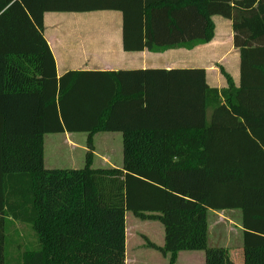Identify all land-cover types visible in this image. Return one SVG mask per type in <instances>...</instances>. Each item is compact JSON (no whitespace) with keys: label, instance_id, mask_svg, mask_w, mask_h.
<instances>
[{"label":"trees","instance_id":"trees-1","mask_svg":"<svg viewBox=\"0 0 264 264\" xmlns=\"http://www.w3.org/2000/svg\"><path fill=\"white\" fill-rule=\"evenodd\" d=\"M96 10L122 12L126 51L209 41L212 15L232 19L240 86L225 73L229 88H213L203 68L58 76L44 14ZM242 16L255 42L239 41ZM257 52L264 0H0V264H10L16 222L34 236L16 264H126L128 211L162 223L164 244L151 245L175 264L182 250L208 254V212L227 209L242 213L243 263L264 264V61H249ZM123 103L158 112V127L114 124ZM100 131L122 132L121 168L93 166ZM63 132L88 134L83 167L45 166L44 135Z\"/></svg>","mask_w":264,"mask_h":264},{"label":"crops","instance_id":"crops-1","mask_svg":"<svg viewBox=\"0 0 264 264\" xmlns=\"http://www.w3.org/2000/svg\"><path fill=\"white\" fill-rule=\"evenodd\" d=\"M211 19L214 23V34L209 41L194 40L179 46L164 47V49L157 51L148 49L126 51L124 49L123 14L117 10L46 12L44 14V37L54 56L58 76L69 70L118 72L120 70L160 68L166 70L174 68H203L206 72V81L209 86L218 90L229 88V81L225 75L227 73L233 85L239 87L241 83L242 54L240 47L235 45L236 32L233 20L221 15H212ZM249 19L250 17L248 16L245 18L242 16L239 20V23H242L238 34L239 41H244V39L246 41H254L253 38L256 37V33L251 31V26L248 23ZM255 19L258 21V18ZM254 42L250 46L255 47ZM258 59L264 61V55L260 54V52L251 56L249 61L253 62ZM171 113L174 112H169V114ZM158 116L159 113L155 111L148 113L143 112L141 109L131 110L123 103L115 112L113 123L127 126L134 123L142 124V126L149 124L152 128H155V124L158 127ZM100 132H107L111 135L105 136V143L100 149L94 142V136L99 132L93 135V166L121 168L124 160L122 132ZM115 132L117 134H114ZM76 133L78 132L54 133V135L64 134L67 143L73 148L72 151H76V148H79L86 156L88 134L86 133V143L84 145L77 141ZM46 135L48 134L44 135V164L46 161ZM71 160L73 159L71 158ZM95 163L102 165H95ZM233 220H236L242 233V249V213L239 209L209 211L208 239L211 236L212 221L215 222L216 227H220L224 226L223 224L225 223L232 224ZM217 236L219 237V232L218 235L216 234ZM218 246V241L214 240V247L219 248ZM204 252L206 256L207 252ZM178 258L177 254L175 264H177Z\"/></svg>","mask_w":264,"mask_h":264},{"label":"rangeland","instance_id":"rangeland-1","mask_svg":"<svg viewBox=\"0 0 264 264\" xmlns=\"http://www.w3.org/2000/svg\"><path fill=\"white\" fill-rule=\"evenodd\" d=\"M114 134H117L116 132ZM120 134V133H118ZM107 132H99L94 136V142L98 149L103 147ZM77 141L85 145L86 133H76ZM121 136V134H120ZM64 134L45 137V166L50 168H79L85 164V153L79 148L72 151ZM48 142V143H47ZM72 151V152H70ZM71 158L74 160H71ZM75 162V163H74ZM95 165H102L95 163ZM210 217V216H209ZM126 250L127 264H168L169 256L151 244L162 246L165 232L162 223L158 220L140 219L130 211L126 212ZM234 219V218H233ZM224 226L216 227L212 221L211 236L208 239L210 251L205 256L204 251L182 250L178 253L177 264H221L215 250L223 254L225 264H244L241 252L242 233L236 220L233 223H225ZM219 237H216V234ZM8 247L6 251L10 264H16L19 252L32 243L34 236L31 227L20 222L13 223L8 230ZM214 240L218 241V247H214ZM18 245V246H17ZM202 252V253H201ZM204 254V255H203Z\"/></svg>","mask_w":264,"mask_h":264}]
</instances>
